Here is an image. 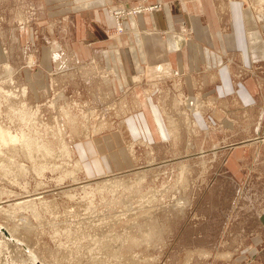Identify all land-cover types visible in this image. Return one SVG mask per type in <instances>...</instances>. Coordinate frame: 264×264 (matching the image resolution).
<instances>
[{
    "label": "rangeland",
    "instance_id": "374dc122",
    "mask_svg": "<svg viewBox=\"0 0 264 264\" xmlns=\"http://www.w3.org/2000/svg\"><path fill=\"white\" fill-rule=\"evenodd\" d=\"M164 1L0 0V228L19 241L1 231L0 264H264L250 249L255 237L264 248V60L246 70L230 55L232 91L214 77L205 97L169 82L171 129L126 139L130 168L89 178L78 158L76 146L127 117L125 93L109 90L107 42L135 9ZM211 1L221 30L235 1L264 34V0ZM251 82L250 98L235 96Z\"/></svg>",
    "mask_w": 264,
    "mask_h": 264
},
{
    "label": "crops",
    "instance_id": "0c3cea01",
    "mask_svg": "<svg viewBox=\"0 0 264 264\" xmlns=\"http://www.w3.org/2000/svg\"><path fill=\"white\" fill-rule=\"evenodd\" d=\"M163 3L162 11L128 17L124 22L125 33L119 39L107 42L105 54L102 55L103 51L92 53H100L106 65L112 68L114 77L110 79L109 90L117 97L125 93L122 108L127 106L123 109L127 117L119 131L76 146L86 177L114 175L130 168L133 163L124 147L126 139L167 136L171 128L167 125L169 119L164 109L163 89L169 82L190 95H195L198 87L202 97L213 82L219 90L232 91V79L224 68L230 55L239 56L246 70L264 60V34L248 24L240 3H226L227 31L220 29L221 18L211 0H165ZM177 9L186 15L185 21L176 17ZM186 27L193 32L191 40L177 32L180 29L186 33ZM211 77L215 81L211 82ZM238 85L239 92L235 96L242 100L250 98L249 91L255 84ZM156 88L162 90L160 96L154 94ZM202 117L204 115L199 114L196 118L202 121ZM258 132L261 136L262 129L258 128ZM258 240V237L253 238L252 257H260L264 252Z\"/></svg>",
    "mask_w": 264,
    "mask_h": 264
},
{
    "label": "bare ground",
    "instance_id": "6f19581e",
    "mask_svg": "<svg viewBox=\"0 0 264 264\" xmlns=\"http://www.w3.org/2000/svg\"><path fill=\"white\" fill-rule=\"evenodd\" d=\"M137 15H139V13H137ZM120 19H121V17H120ZM117 24H118L119 27L122 26V25L120 24V21H119V20L117 21ZM192 102H193V103H192ZM190 105H192V106L195 105L194 101H191V102H190ZM4 137L6 138L7 136L4 135L3 138H4ZM7 138L9 139V136H8ZM10 138H12V137L10 136ZM8 139H7V140H8ZM13 139H14V138H13ZM4 140H6V139H4ZM7 140H6V141H7ZM11 140H12V139H11ZM11 140H10V141H11ZM10 141H8V142H10ZM13 141H14V140H13ZM28 203H29V201L26 202V203L23 202V204H26V205H27ZM20 205H22V203H21ZM2 230H3L4 232L7 233V236H8V237H7V240H8V241H10L11 243H12V241L15 242V243H16V242L19 243V241H17L16 239H14V240L12 239L13 236H12L11 234L8 233L7 229L5 230L4 228H0V233H1L2 235L5 234L4 232H3V233L1 232ZM8 243H9V242H8Z\"/></svg>",
    "mask_w": 264,
    "mask_h": 264
},
{
    "label": "built area",
    "instance_id": "2783aa9c",
    "mask_svg": "<svg viewBox=\"0 0 264 264\" xmlns=\"http://www.w3.org/2000/svg\"><path fill=\"white\" fill-rule=\"evenodd\" d=\"M152 10H154V9H152ZM135 13L134 14H137V13H139V14H141V13H143L144 11H146L145 9H143V8H139V9H135ZM133 13V12H132Z\"/></svg>",
    "mask_w": 264,
    "mask_h": 264
}]
</instances>
